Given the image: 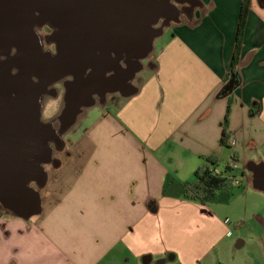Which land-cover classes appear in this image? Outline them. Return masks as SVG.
I'll return each mask as SVG.
<instances>
[{"label": "crops", "instance_id": "obj_1", "mask_svg": "<svg viewBox=\"0 0 264 264\" xmlns=\"http://www.w3.org/2000/svg\"><path fill=\"white\" fill-rule=\"evenodd\" d=\"M241 7L242 0H190V9L175 12L130 89L86 108L68 130L67 155L48 174L35 219L4 208L0 264H203L229 243L217 208L164 196L162 187L168 174L192 180L201 156L212 154L219 165L236 160L239 187L264 193V0H250L238 82L221 94ZM229 98L234 143L224 147ZM249 163L258 165L260 187ZM255 220L264 236V219Z\"/></svg>", "mask_w": 264, "mask_h": 264}, {"label": "water", "instance_id": "obj_2", "mask_svg": "<svg viewBox=\"0 0 264 264\" xmlns=\"http://www.w3.org/2000/svg\"><path fill=\"white\" fill-rule=\"evenodd\" d=\"M179 0H18L16 14H7L0 22L4 45L0 54V205L13 215L30 218L41 212L40 188L47 180L44 165L52 162L50 141L56 138L54 120L42 122L39 97L55 82L67 76L63 105L54 118L65 133L84 109L96 102L93 94L102 84L119 90L130 82L137 69L127 75L119 62L145 59L154 39L163 31L153 24L167 14H175ZM10 0L6 8H13ZM20 4H23L21 6ZM39 10V15L32 14ZM171 17L169 21L176 20ZM34 22L54 28L51 41L55 52L23 43L33 34ZM17 53L12 54L13 48ZM116 74L108 78L107 73ZM236 74L224 85L221 94L232 92ZM130 94V93H129ZM129 94H126L127 96ZM64 141V140H63ZM56 167V165H55ZM254 163L253 185L259 186ZM39 189L31 186L35 182Z\"/></svg>", "mask_w": 264, "mask_h": 264}, {"label": "rangeland", "instance_id": "obj_3", "mask_svg": "<svg viewBox=\"0 0 264 264\" xmlns=\"http://www.w3.org/2000/svg\"><path fill=\"white\" fill-rule=\"evenodd\" d=\"M166 32L169 29L166 28ZM159 39L154 40V44L158 43ZM152 53L148 56L151 58ZM63 105V90L59 89L57 95L48 96L44 100L43 105V118L53 119L54 126H59V121L54 119L60 112ZM81 117L79 119V122ZM78 122V123H79ZM69 140L73 138L71 132L68 130L63 133V139ZM67 151L63 146L60 151L54 152L53 156L58 158L59 163L61 159L65 158ZM44 166L47 174H52L54 169L58 167ZM220 170L223 169L224 163L218 165ZM247 172V171H246ZM32 187L39 189L34 184ZM44 188V187H43ZM43 188H40V193L43 192ZM210 208H217L220 219L228 218L226 222L232 231L230 241L228 244H221V246L215 251L216 256L208 262L204 261L203 264H264V248L263 239L264 236H259L261 229L256 225V216L260 215L264 219V193L258 191L252 187L251 184L245 186V188L237 187L234 191L233 197L223 204H207ZM4 213L9 215L7 211L0 206V214ZM36 216L31 217L35 219ZM249 233V234H248ZM248 234V235H246ZM239 240H245V244L241 247L237 246ZM214 254V253H213ZM168 264V262H167Z\"/></svg>", "mask_w": 264, "mask_h": 264}, {"label": "trees", "instance_id": "obj_4", "mask_svg": "<svg viewBox=\"0 0 264 264\" xmlns=\"http://www.w3.org/2000/svg\"><path fill=\"white\" fill-rule=\"evenodd\" d=\"M250 0H242L240 20L237 31V40L234 56L231 63L230 75L237 74V63L239 56L240 40L243 32L244 22L249 10ZM231 98L226 107L222 124L220 144L229 147V119L231 113ZM202 162L194 170L190 181H180L171 174L164 180L162 194L164 196L182 198L185 200L198 201L201 203L223 204L227 203L234 195L237 187L233 183L234 174L225 164L220 173H214L210 168H217L219 161L215 155L201 156Z\"/></svg>", "mask_w": 264, "mask_h": 264}, {"label": "flooded vegetation", "instance_id": "obj_5", "mask_svg": "<svg viewBox=\"0 0 264 264\" xmlns=\"http://www.w3.org/2000/svg\"><path fill=\"white\" fill-rule=\"evenodd\" d=\"M10 1H11L10 4L13 3V8L8 9V8H6L7 0H0V22L4 20V17L7 14H16V13H19V12H21V14H24L23 10H21V11L18 10V0H10ZM173 2L176 4V7H175L176 11L190 9V0H186L185 3H177L176 1H173ZM19 3H20V0H19ZM20 5L23 6V4H20ZM32 12H33L32 14H36V15H39V13H40L39 10H34ZM171 17H173V16L170 13L167 14L166 16H164V17H161L158 20L157 23L153 24V27L155 29H157L158 31L161 30V28H164L165 26H168L170 24L169 19ZM31 30L33 31V34L32 35L26 34L24 36L23 43H25L29 47H35V45H37V46L40 47L41 51H43V52H48V51H51L53 53L55 52V44L50 39L51 35H52L53 31H54L53 27H51L48 23H43L42 24V23H39V22H34L33 26H31ZM2 39H3L2 38V34L0 33V50H1V47L4 45V42H3ZM11 53L12 54L17 53V50H16L15 47L12 49ZM148 56L145 59H143L141 62L142 63L147 62L148 61ZM0 58L1 59L5 58V55L4 54H0ZM140 67H142L141 63H139V62L131 63L127 58H124V59H122L119 62V68L123 71V74H125V75H127L128 72L131 69H137V68H140ZM115 74H116V72L112 70V71L107 73V76H108V78H111V76H114ZM70 78H71L70 76H67L64 79L53 83L48 88V90L46 92H44V93H42L40 95V97H39V104H40V111H41L40 120L42 122L50 121V119L44 120V118H43L42 110H43L44 100L48 96L57 95V92L59 91V89L63 90V95H64V91H65L64 84H65V81L70 79ZM113 87L111 85H105V84H102L101 87H97V90L93 94L95 100L96 101H99L101 99L106 100L107 96L111 93L110 90ZM119 88L121 90H128V89H130V86L125 83V84H120ZM78 117H77V119H78ZM55 129L57 131V136H56L55 139L50 141V146L52 148V162L47 163L44 166L54 167L55 165H57L59 163L58 158L54 157L53 154L56 151H60L61 148L64 146L63 133L60 134V132H61V123L60 122H59V126L57 128L55 127ZM32 184H34L37 187L36 181L32 182L31 185Z\"/></svg>", "mask_w": 264, "mask_h": 264}, {"label": "built area", "instance_id": "obj_6", "mask_svg": "<svg viewBox=\"0 0 264 264\" xmlns=\"http://www.w3.org/2000/svg\"><path fill=\"white\" fill-rule=\"evenodd\" d=\"M234 143V140H230L229 139V145L230 144H233ZM228 167L231 169L232 172L234 171H238L239 170V166H238V163L236 162V160L234 158H232L228 163H227ZM210 170L214 173H220L222 170L218 169V168H210ZM233 183L236 185V186H239L240 183H241V178L239 177V175H234V179H233ZM225 221L227 222L228 221V218L225 219Z\"/></svg>", "mask_w": 264, "mask_h": 264}]
</instances>
